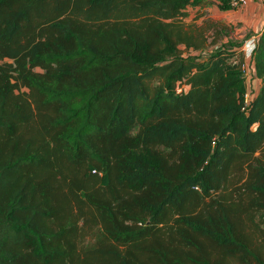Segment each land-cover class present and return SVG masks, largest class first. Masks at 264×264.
I'll return each mask as SVG.
<instances>
[{"label": "trees", "instance_id": "trees-1", "mask_svg": "<svg viewBox=\"0 0 264 264\" xmlns=\"http://www.w3.org/2000/svg\"><path fill=\"white\" fill-rule=\"evenodd\" d=\"M207 4L0 0V264H264V30Z\"/></svg>", "mask_w": 264, "mask_h": 264}, {"label": "rangeland", "instance_id": "rangeland-1", "mask_svg": "<svg viewBox=\"0 0 264 264\" xmlns=\"http://www.w3.org/2000/svg\"><path fill=\"white\" fill-rule=\"evenodd\" d=\"M223 0H208L207 8L203 10L201 18L198 12L190 9V17L187 25H195L207 29L211 37L218 39L220 44L233 43L238 49L244 48L248 41L258 38L264 30L263 4L255 8H249L248 4L234 10H224L221 7ZM194 54H200L195 52ZM202 55H205L202 53ZM251 85L254 82H250Z\"/></svg>", "mask_w": 264, "mask_h": 264}, {"label": "built area", "instance_id": "built-area-1", "mask_svg": "<svg viewBox=\"0 0 264 264\" xmlns=\"http://www.w3.org/2000/svg\"><path fill=\"white\" fill-rule=\"evenodd\" d=\"M262 2H264V0H261ZM230 6L232 8H238L242 5H245L249 2V0H228ZM258 38H253L250 41L247 42L246 46L243 48L246 58L249 59L252 57L255 49H256V43H257ZM246 73L248 75V78H250V73H251V67L248 66V64L246 65ZM251 90H249V92H247V94L245 95V101L246 103H248L249 99L251 98Z\"/></svg>", "mask_w": 264, "mask_h": 264}, {"label": "crops", "instance_id": "crops-1", "mask_svg": "<svg viewBox=\"0 0 264 264\" xmlns=\"http://www.w3.org/2000/svg\"><path fill=\"white\" fill-rule=\"evenodd\" d=\"M259 4H263V7H264V2H262L261 0H249V4H248V7L249 8H255L257 5H259ZM207 8V7H206ZM205 7H202V8H200V7H198V8H191L190 7V9H193V11H195V12H199V14L201 15L202 13H203V10H205L206 9ZM190 9H189V11H190ZM233 11L234 9H229V11ZM228 11V10H227ZM198 14V15H199ZM199 18H201V16L199 17ZM248 66L250 67L251 65H250V63H248ZM251 71H252V69H251ZM255 84H256V88H257V90H259V88H260V86H261V81H259V80H257L256 82H255Z\"/></svg>", "mask_w": 264, "mask_h": 264}]
</instances>
